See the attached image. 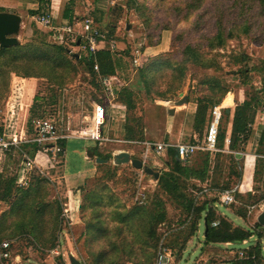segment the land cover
Wrapping results in <instances>:
<instances>
[{"label": "rangeland", "instance_id": "1", "mask_svg": "<svg viewBox=\"0 0 264 264\" xmlns=\"http://www.w3.org/2000/svg\"><path fill=\"white\" fill-rule=\"evenodd\" d=\"M0 2L5 6L0 9H19L24 14L16 35L19 43L59 45L51 36V31L34 19L42 13L38 12V7L27 10V18L20 5L13 7V4L22 0ZM97 2L48 0L43 9L53 11L57 16L54 25L58 26L62 25L61 14L64 8L70 6L79 18L90 15L107 38L116 41L117 47L110 52L113 56H123L124 67L120 70V78L125 81L132 79L126 87L134 92V108L127 113V119L140 132L137 141L161 142L166 139L167 121L174 118L175 125L181 121V115L173 117L174 114L169 115L167 109L177 101L178 92H183L187 84L188 94L194 97L207 94L208 81L213 79L219 80L228 90L242 85L239 78L243 76L235 74L239 68L234 64L236 56H247L245 63L250 71L244 79L246 85L243 86L247 97L251 98L262 86V72L259 69L264 62V6L255 0H117L103 12L96 9ZM32 11L35 13L32 14ZM220 23L225 26V43L221 47L216 45L217 40L214 38ZM228 30L232 35L225 37ZM210 39L214 43L213 47L209 45ZM139 43H142V50L147 51L144 55L146 61L140 70L135 69L131 63V51ZM60 45L68 52L57 53L53 49L48 52L58 62L52 68L53 72L50 73L44 65L28 66L31 67L30 74L37 72L36 75L45 77L12 73L22 80L20 88L14 87L8 98L12 74L10 75L8 90L0 100L1 122L7 116L8 124L17 121L18 129L23 128V112L30 102L32 109L26 114L28 119L51 117L56 119L58 134L63 138H85L80 135V131L92 127L94 104L105 102L108 105L114 98L119 100L118 94H114L110 102L103 100L100 76L89 73L84 63L72 59L71 54L76 53L77 49L71 38ZM187 45L195 48L201 55L199 60H195L192 55L187 56L184 52ZM163 61L167 65L158 67L157 63ZM141 70H144L143 76ZM31 84L34 89L30 92ZM7 99L10 108L6 115L4 110ZM17 103L24 107L22 111H18V118L15 119L17 113L14 114V108ZM232 103L233 96L229 93L223 104ZM110 115L109 108L104 125H101L103 129L107 127ZM220 121L222 129H225L226 118L221 116ZM6 131L10 132V127L7 126ZM205 134L206 126L200 133L195 132V141L202 143ZM31 137L32 134H28L27 139ZM23 142L6 155H0V176L3 180L0 186V217L9 210L10 202L17 196V199L20 198V192L14 183L10 196L5 195V186L8 181L13 182L22 160L28 156L29 148L24 147ZM103 143L98 149L102 156L124 150L131 152L132 158L142 160V144L119 141ZM199 152L201 151L197 154ZM49 153L52 154L51 151ZM211 153L213 156L214 152ZM53 155L59 157L58 153ZM63 155L62 152L58 158L61 163L55 166L64 163L67 156ZM71 157L68 156L66 162L70 165L73 161L75 166L79 165V160ZM167 158L165 153L149 151L144 165L160 173L165 169L164 161ZM90 159L87 163L92 168L90 172L71 171L65 177L54 173L55 169L43 166L47 182L44 195L38 202L48 203L49 207L46 215L38 220L42 225V229L38 231L40 237L37 238L30 232V224L20 225L22 221H28L30 214L28 210L23 214L18 213V208L14 205L12 211L8 212L7 219H4L5 225L0 226V251L1 243L9 242L11 252L20 256L19 264H70V256L81 264H153L158 243L163 238L171 249L174 264H240L248 256L249 248L255 250V246L261 248L255 264H264V237L259 239L256 236L259 231L264 235V227L256 224L257 215L264 210L263 158L260 157L259 162L257 161L258 171L252 186L254 192L246 193L250 196L238 192L233 204L226 206L216 203L218 210L225 213L216 215V218L231 216L234 226L251 228L254 232L253 236L242 243L230 244H207L202 238L203 224L200 228L197 226L198 233L196 231L184 242L183 230L188 228L192 219L187 224L184 223L186 211L175 198L157 187L153 176L134 169L130 163L115 165L113 156L106 163H98L92 157ZM218 162L222 164V172L213 176L220 183L219 186L224 182H234L235 176L229 173L228 167L231 161L226 156H220ZM63 169L61 166V170ZM188 188L198 190L191 181L188 182ZM139 192L145 194L141 205L137 198ZM217 194L215 189L210 196H202L197 204L200 205L208 198H216ZM55 206H59L61 212L57 216L55 238L51 244V230L56 222ZM235 211L245 213L246 220L232 214ZM151 214L156 217L162 214L164 216L158 222H149L146 218ZM52 250L57 253H52ZM241 250L244 251L242 256L239 254Z\"/></svg>", "mask_w": 264, "mask_h": 264}, {"label": "trees", "instance_id": "2", "mask_svg": "<svg viewBox=\"0 0 264 264\" xmlns=\"http://www.w3.org/2000/svg\"><path fill=\"white\" fill-rule=\"evenodd\" d=\"M38 3V12H45L48 9L44 8L45 1L48 3V0H34ZM130 1V0H129ZM132 1V0H131ZM259 5L264 6V0H255ZM70 5V2L68 3ZM45 10V11H43ZM71 7L66 6L63 11V15L69 19H71ZM35 13L34 11L31 12ZM224 30L225 26L220 23V26L217 25V32L214 38L217 40L216 45L223 46L225 43L224 38ZM232 34L230 30H228L225 37H230ZM74 43V42H73ZM209 45L211 47L214 46L211 39L209 40ZM50 49H53L57 53L68 52L66 48L59 45L54 44H37L34 42L28 43H17L13 46L8 47H0V100L3 98V95L6 94L8 90V79L11 73H22L28 77H45L44 75L39 76L36 75L37 72H31L30 68H28L29 64L33 66L44 65V68L50 70V73L53 72L54 65H58L56 58L52 57L48 52ZM184 52L187 56H193L195 60L200 59V54L196 52L195 48L190 45H187L184 48ZM191 56V57H192ZM72 59L76 62H82L86 65L88 72L93 74L96 73L98 76H114L115 71V60L113 54L110 52L108 48H103L93 55L88 56H80L76 58L74 54H71ZM247 56L240 55L236 56L234 60V64L238 65L239 68L236 70L235 74L239 76H243L239 78L240 84L243 86L246 85L245 78L248 76L250 68L247 67L245 63V59ZM146 61V57L141 61L138 70L142 68L144 62ZM97 65L98 71L95 72L93 69L94 65ZM166 64V61L158 62L157 66ZM167 65V64H166ZM52 69V70H51ZM149 69V68H148ZM145 70V69H144ZM141 70V76L144 75ZM262 72L261 79L263 81L262 86L258 88L255 94L248 99H245L242 103L235 106L233 110V116L231 120V128L230 134L228 138V145L225 149V139H226V128L222 129L221 121L219 123L218 128V139H217V149L218 151L214 152L213 156L210 152L201 151L199 154L193 155L191 158L181 160L178 158L176 150L174 148L168 149L165 153L167 155V159L164 161L165 169L159 173V176L156 180L157 187L163 190L166 194L171 195L175 198L176 201L183 207V209L187 213V219L189 216L191 217L190 225L184 231L183 230V241L186 242L189 237L193 236L197 231L198 221L204 220V240L207 244L211 243H242V241L250 238L254 235V232L251 228H243L241 226H234L233 222L224 216H220L216 218L215 210L211 206L217 202L216 198H208L201 202L200 205H194L195 198V190L193 188H188V182L192 179L198 180L200 182H205L206 180H210V184L208 186L217 192H221L226 189H231L241 181L242 171H243V158L241 156V152L244 150V146L246 140L248 138V134L250 131V125L253 123L255 118V110L259 107H264V62L261 68L259 69ZM35 73V74H34ZM47 75V74H46ZM49 76V75H48ZM208 93L203 96H196V110L193 118L192 127L196 132H201L205 126H207L210 119V110L214 106H218L222 100V98L229 91L226 86H223L219 80L213 79L208 81ZM145 87L148 90V84H145ZM119 101L126 106L127 113L134 108V102L132 98L134 97V92L123 86L117 91ZM31 112V111H30ZM223 118H226V123L228 122L229 113L227 109L221 110ZM128 116V115H127ZM33 118H29L28 123L29 126L31 124V120ZM2 122L0 120V132H2ZM140 132L136 131L134 126L128 123L125 125V133L124 139L126 140H137L140 138ZM139 136V137H138ZM264 140V124L261 135V141ZM25 146V145H23ZM36 148H33V153ZM32 152L29 154L33 155ZM91 156H96L103 160H109L112 156L111 154L107 156H102L98 152V148L91 149ZM220 156H226L231 162L229 167V173L235 176V181L231 183L224 182L222 186H219L220 183L216 180V173L221 174L222 172V164L218 162ZM102 165V164H101ZM258 171V170H257ZM14 182V181H13ZM12 181H8L5 186V195H11V187ZM46 179L44 176H41L39 173L33 171L31 175V184L28 187L24 188L22 186L16 187L18 190L20 198L16 199L13 202H10V208L7 212H3L0 217V226L5 225L4 219H7L8 212L12 211V207L18 208V213L23 214L26 210L30 214L28 217V221H22L20 225L30 224L31 225V233L35 235V237L39 238L40 234L38 231L42 229V225L39 223V218L44 217L46 215V211L49 207L48 203L38 202V199L44 195V186L46 184ZM3 183L2 177L0 176V186ZM196 188V186H195ZM201 189V188H199ZM198 189V190H199ZM238 191L235 193V197ZM247 197L250 194H246ZM36 198V200H35ZM141 205V204H140ZM56 214V222L54 223L51 236L49 242L52 244L55 236V229L57 227V216L61 212L59 206H55L54 208ZM203 212H205L203 214ZM235 216L241 218L242 220H246L247 215L242 212H234ZM164 215H159L156 217L155 214H151L146 218L149 222H158L162 219ZM189 220V221H190ZM189 221H184L187 224ZM217 221V225L212 226V222ZM149 224V223H148ZM259 227L260 225L256 223ZM256 236L261 239L264 237L261 232H257ZM261 252L260 246H255L254 248H249L248 256L240 262V264H254L255 258H258V255Z\"/></svg>", "mask_w": 264, "mask_h": 264}, {"label": "crops", "instance_id": "3", "mask_svg": "<svg viewBox=\"0 0 264 264\" xmlns=\"http://www.w3.org/2000/svg\"><path fill=\"white\" fill-rule=\"evenodd\" d=\"M4 1L6 3V0H4ZM96 1H98L97 4H96V9L98 11H100V12H103L104 10H106V8L109 5H111L109 3V0H96ZM1 3L2 2H0V7L5 8L4 4H1ZM18 5H20L22 7V10H25L27 18H28L27 10L28 11H29V9L30 10L31 9L35 10L38 7V3L36 1H34V0H22V2H19L18 4H13V7L16 8V7H18ZM0 11H6V12H12V13L14 12V13L18 14L21 17V19H23V17H24V14L19 9L16 10V11L13 10V9L12 10L0 9ZM48 12H53V11L47 10V11L42 12V13H48ZM70 14H71V18L74 17V16H77L75 14V12H72V11H71ZM88 16H90V15H88ZM56 17L57 16H55V18ZM70 20L71 19L65 17L63 15V13L61 14V23L62 24L67 22V21H70ZM55 23H56V20H55ZM68 38H71V37L68 36ZM76 42H77V40H76ZM76 42L73 43L74 47L77 49L76 53H74V55L78 54L79 57L83 56V53L78 48L79 43L77 44ZM148 48H151V47H148ZM146 53H147V51L143 50V56ZM113 57H114V60H115V71H116V73L114 75L115 79H114L113 91H114V94H117V91L120 89V88L117 89V87L120 86V85H123V82H124V85L126 87L127 85H129V83H130V81H132V79H129L128 81H125V80H122L120 78V76H121L120 70L124 67V63H123V60L121 58L123 56L117 57V56L114 55ZM100 77H99V79H100ZM19 78L20 77L12 74L11 80H10V93H9V95L13 91L14 87H19L20 88V80H22V79H19ZM100 85H101V83H100ZM101 88H102V85H101ZM32 89H34V86L32 87V84H31L30 92L32 91ZM188 90H189V84H187L186 89H183V92H178L177 101L185 98L186 102H184L183 104L178 105V104H176L177 101H175V103L172 106H170L171 108L167 109V112L170 109L173 110V113H172V114H174L173 117H175L176 115H181V121H179L178 125H175L174 118H172L171 121H167L166 134H165L166 139L164 141L193 142V140H195V132L196 131L193 129L192 124H193V118H194V114H195V110H196V106H197L196 105V101H195L196 96L194 97L193 95L188 94ZM102 93H103V100L104 101L109 100V102H110L112 97L107 96L106 93H104L103 89H102ZM229 93H231L232 96H233V103L229 104V105L223 104V100L225 99L226 95L229 94ZM226 95L222 98L220 104L218 105L222 110L223 109H227V112L229 113L228 122L226 123V126H225V128H226L225 149L227 148V145H228V138H229V134H230L233 110H234L236 105L242 103L245 99H247V94L245 93L243 85H240V86L238 85L237 87H234L232 90H229L226 93ZM18 101L20 102L21 99L18 100ZM169 102H167V103H169ZM161 103H163V102H161ZM96 104H94V106ZM98 104L105 105V107L107 108L106 109V113H107V110L109 108H110V112H111V115H110L111 118L108 121L107 127H105L104 129H103V126H101V125H100L101 128L99 127V131L102 134V136L104 138L108 139L106 141H119L121 143L129 142V143L142 144L143 141L126 140V139H124L125 125L127 124V109H126V106L123 103H121L119 100H115V98H114V101H112V103L110 102L108 105L105 104V102L104 103H98ZM22 105L23 104H21V103H17L16 109H15V112H14L15 115L17 113L15 119L18 118V115H19L18 111H22V109H23L22 107H24ZM94 106H93V109H94ZM7 109L8 108L6 107L5 110H4L5 111L4 113L6 115L8 114V112L6 113ZM31 109H32V107H31V104L29 102L27 104L26 110H24V112H23L24 113L23 114V117H24L23 119L24 120L21 122V125L23 126V128H21V129H18L17 121L16 122L15 121L12 122V124H10V122H9V124H8L7 123V116H6V119L5 118L2 119L3 131L6 134H8L10 136L14 135L16 138H19V139L27 138L28 134H32V137H34L35 134H36V131H35V128H34L33 121L36 120V119H41V118H49L50 119L51 117H43V116L40 117L39 116L37 118H33L31 120V124L29 126V123H28L29 119H28L27 115L31 111ZM262 109H263V107H259V108H257V110H255V118H254L253 123L250 125V131H249L248 138H247L245 146H244V150L241 152V156L243 158V171H242L241 181L237 184V189H238L237 191L240 192V193H243V194H246V193H250L251 194L252 192H254L252 190V186H253L254 177H255L256 172H257V168H256L257 161L259 162L258 159L260 157L264 159V140L261 141V143H260L262 130H263V124H264V110H262ZM172 114H169V115H172ZM92 115H93V110H92ZM105 117H106V115H105ZM51 119H53V122L55 123V126H56L57 125L56 119H54V118H51ZM104 121H105V119H104ZM102 125H104V123ZM7 126L10 127V129H11L10 132L6 131V127ZM56 130H57V134H58L57 126H56ZM103 142L104 141H97V140H93V139H90V138H83V137L82 138H71V139H65V138L59 139V141H57V144L61 147V151L64 154L63 157L67 156L66 160H64V163H62L59 166H55V165H57L58 163H61L60 161H58V158L60 157V154L62 152L58 153L59 157H57V156L53 155V153L50 154L49 151H46L45 146H42V145L39 146V145H36L35 143H24L23 144V145H25L24 147H28L29 148V151H27L28 157L35 161V166L32 168V170H30L27 173V176H28L27 185L26 186H22V187L26 188V187H28L29 184H31V175H32L33 171L39 173L41 176H44L45 175L44 168H43L44 165L45 166L47 165V167H51V168L55 169V170H53L54 173H56L60 177L67 176L69 174V172H71V171L73 173H87V172H90L92 170V168H91V166L89 164H87V163H89L91 161L90 157L95 158L96 162H98L97 161L98 157L90 155L91 154V149L95 148V147L99 149V147L101 145H104ZM33 148H36L34 153H33ZM11 149H9L6 152L2 153L1 156L6 155L7 152L10 151ZM29 152H32L33 155L29 154ZM127 152L130 154V157H131L132 153L129 152V151H127ZM116 153H118V151H115L114 153H111V154H112V156H114V154H116ZM68 156H72L71 158H74V159L77 158V160H79V165L75 166V163L73 161H71L70 165H69L66 162L67 159H68ZM257 157H259V158H257ZM99 159H101V158H99ZM101 160H103V159H101ZM139 160H141V159H139ZM106 162H107V160H103V161H100L98 163H106ZM22 163H23V160H22ZM22 163H21V168H20L19 172L16 174V177L13 180L14 181L13 183H14L15 187H18L17 180H18V178L20 176V171L22 169ZM115 165H117V164H115ZM61 166L64 168L63 170H61ZM72 166H75V167H72ZM247 167H249L248 171H247ZM134 169H136V168H134ZM137 170H140V169H137ZM155 180H157V179H155ZM190 181L198 189L201 188L203 185L210 184V180L209 179L206 180L203 183L198 181V180H195V179H192ZM0 192H1V189H0ZM0 203H1V201H0ZM216 203L211 204V206L215 210V214L216 215H218V214L225 215L224 212L218 210V205ZM198 204L194 203L195 206L198 205ZM204 213L205 212H203V214ZM227 219H229L231 222H233L231 216H229ZM202 224L204 225V220L203 219L198 221L197 226L200 228V226ZM199 228H197V233L199 232ZM204 228H205V226H204ZM202 238H204V230H203V233H202ZM226 244H230V243H226ZM172 264H174V261H173Z\"/></svg>", "mask_w": 264, "mask_h": 264}, {"label": "built area", "instance_id": "4", "mask_svg": "<svg viewBox=\"0 0 264 264\" xmlns=\"http://www.w3.org/2000/svg\"><path fill=\"white\" fill-rule=\"evenodd\" d=\"M117 0H109L111 5H114ZM37 23L41 26L49 29L51 31V36L57 40L59 44H64L67 41L68 36L71 37L72 42L79 40V50L83 53L84 56L93 55L96 51L108 48L113 50L117 47L116 41L113 39L107 38L106 34L98 27L94 22L91 16L85 15L79 18V16H74L70 21L63 23L62 25L55 26L54 20L55 15L53 12L41 13L36 15L34 18ZM143 50L142 43H139L137 46L133 47L131 51V63L132 66L137 69L141 61L143 60ZM94 70H98L97 65L93 66ZM114 76H101L100 83L102 89L107 96L113 97L114 91ZM11 94L8 96V98ZM6 113L9 112V99H7ZM16 106L14 108V111ZM106 107L103 104H96L93 109L92 115V127L85 128L80 131V135H83L85 138H90L97 141H106L107 138H104L99 131L100 125L104 123L106 115ZM221 108L219 106H214L210 110V119L206 126V134L202 143L197 141L193 142H172V141H161V142H149L143 141L142 145L144 146V151L142 154V163L144 165L145 158L148 155L149 151H153L156 154H164L168 149L174 148L176 150L177 156L181 160L191 158L198 151H207V152H216L217 149V139H218V127L221 120ZM36 134L32 138H16L14 135L10 136L6 134L3 130L0 132V155L7 150L18 146L19 143H35L39 146H45L46 151H51L53 154L60 153L61 147L57 144L59 139L63 138L57 134L55 123L53 119L41 118L33 121ZM241 154V153H240ZM35 166V161L30 159L28 156H25L22 169L20 171V176L17 180L18 186H26L28 183L27 173L32 170ZM237 186L232 187L231 189H226L221 192H218L216 200L221 205H231L235 202V193L237 192ZM213 190L208 185H203L201 189L195 192L194 203L202 196H210ZM139 203L141 204L144 201L145 194L144 192H139L138 197ZM190 216L186 219V222L190 220ZM217 221L212 222V226L217 225ZM180 226L178 229L182 228ZM52 253H57L56 250H52ZM240 256L244 254V251H240ZM1 264H19L20 256L18 254H13L11 252V246L9 242L1 243L0 251ZM173 256L171 249L167 246L164 239L162 238L157 246V251L155 255V260L153 264H172Z\"/></svg>", "mask_w": 264, "mask_h": 264}, {"label": "water", "instance_id": "5", "mask_svg": "<svg viewBox=\"0 0 264 264\" xmlns=\"http://www.w3.org/2000/svg\"><path fill=\"white\" fill-rule=\"evenodd\" d=\"M21 26V17L12 12L0 11V47H8L16 45L19 40L17 38V34L19 32ZM79 43V40L76 42ZM78 58V54L74 55ZM186 102V99L183 98L176 102V104L180 105ZM169 114L173 113V110H168ZM98 162L103 161L101 159H97ZM113 162L115 164H126L130 163V165L136 169L143 170V172L147 175L153 176L154 179H157L159 176V172L154 171L152 168L143 165L142 161L138 158H131L130 154L127 151L121 150L118 153L114 154ZM256 221L260 226L264 227V210H262L256 217ZM70 264H81L79 260L74 258L73 256L69 257Z\"/></svg>", "mask_w": 264, "mask_h": 264}, {"label": "flooded vegetation", "instance_id": "6", "mask_svg": "<svg viewBox=\"0 0 264 264\" xmlns=\"http://www.w3.org/2000/svg\"><path fill=\"white\" fill-rule=\"evenodd\" d=\"M255 260V262H256V258L254 259ZM255 264V263H254Z\"/></svg>", "mask_w": 264, "mask_h": 264}]
</instances>
